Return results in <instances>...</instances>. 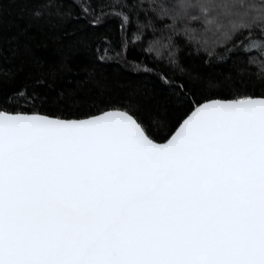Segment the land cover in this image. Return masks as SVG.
Wrapping results in <instances>:
<instances>
[{"label": "snow or ice", "instance_id": "obj_1", "mask_svg": "<svg viewBox=\"0 0 264 264\" xmlns=\"http://www.w3.org/2000/svg\"><path fill=\"white\" fill-rule=\"evenodd\" d=\"M73 3L91 27L119 21L120 48L105 39L99 63L140 45L179 68L181 37L264 73V4L254 0ZM159 79L190 105L164 142L131 109L67 119L41 112L47 97L27 89L0 107V264H264V95L201 101Z\"/></svg>", "mask_w": 264, "mask_h": 264}, {"label": "trees", "instance_id": "obj_2", "mask_svg": "<svg viewBox=\"0 0 264 264\" xmlns=\"http://www.w3.org/2000/svg\"><path fill=\"white\" fill-rule=\"evenodd\" d=\"M254 2L264 4V0ZM37 11L40 16L35 15ZM136 12L144 16L143 10ZM82 15L73 0H57L51 7L45 0L0 3V65L4 70L0 107L12 110L10 98L27 89L47 97L41 112L67 119L131 109L151 135L164 142L190 105L185 96L161 83V74L182 81L201 101L264 95V73L248 64L246 57L216 62L198 54L181 37L176 38V59L183 71L154 64L149 53L139 50L140 45L130 49L127 58L99 63L93 49L105 39L120 48L119 21L108 18L91 27L92 16L76 18ZM145 67L149 71H142Z\"/></svg>", "mask_w": 264, "mask_h": 264}]
</instances>
